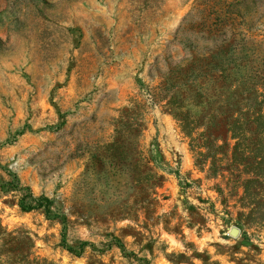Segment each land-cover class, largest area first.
I'll list each match as a JSON object with an SVG mask.
<instances>
[{
    "label": "rangeland",
    "instance_id": "obj_1",
    "mask_svg": "<svg viewBox=\"0 0 264 264\" xmlns=\"http://www.w3.org/2000/svg\"><path fill=\"white\" fill-rule=\"evenodd\" d=\"M229 45L235 71L198 80L201 103L197 86L167 82ZM263 64L264 0H0V264H264V102L244 136L215 140L211 174L173 116L205 122L220 100L243 110ZM115 141L133 155L117 164L129 185L141 157L163 177L121 220L108 215ZM26 194L48 198L51 215L22 210Z\"/></svg>",
    "mask_w": 264,
    "mask_h": 264
},
{
    "label": "trees",
    "instance_id": "obj_2",
    "mask_svg": "<svg viewBox=\"0 0 264 264\" xmlns=\"http://www.w3.org/2000/svg\"><path fill=\"white\" fill-rule=\"evenodd\" d=\"M217 50V48H216ZM227 51V49L225 50ZM228 52H230V55L225 56L224 58H221L217 61V59L214 58V56H207L204 55H198L196 57L191 56L190 59H186L183 61L182 64H178V66L175 68V73L177 75L173 76L174 80H170L167 82H170V84L174 87L181 88L182 86L189 83L190 87H195L196 92H194V96L198 98L195 102L197 104L201 103V99L204 98V90L201 88V86L198 84V80H201L205 78L206 75H209V78L215 79V82L220 80V78H225L229 74H226V70H232L234 64L236 63L235 55L238 53V49L236 46H228ZM253 56L256 55L257 52H252ZM264 65V64H263ZM250 73L247 74L246 78ZM214 82V80H212ZM263 87L258 86L254 88L253 90H244L240 91L241 96L240 99L244 101L243 110H240V108H232L229 109L227 107H224V104L222 103V100L218 102V104L215 106H212L210 110V118H208L205 122H199L195 120L194 118H190L191 116L188 115V112H183V107L175 106V111L173 112V116L177 121H179V126L183 130L184 133H197L196 136L193 138L195 141V145H198L196 147L203 148L205 151H199L197 152L198 157H200L202 160H198L197 164L204 169L203 166H206L208 164L207 171L209 174L215 172L219 167L216 166V161L218 160L216 158V154L213 153V151L220 149L222 145L217 144L215 140H218L219 138H222L223 135L227 141L228 132H231L234 134H239V136H244L243 134V127H246L249 123H252V117L253 113H256V116H261L262 110H256V106L264 102V81L262 83ZM235 89L233 92H231L233 95H239V90L236 89L237 87L234 86ZM202 89L203 92L200 90ZM244 95V98H243ZM246 95V96H245ZM250 95H252L254 104H250ZM200 99V100H199ZM126 111V110H125ZM261 111V112H260ZM255 116V115H254ZM191 119V120H190ZM198 126H201L202 130L200 132H197L196 129ZM123 130L121 128H117V136H120L123 134ZM216 133V136L213 134ZM192 137V136H191ZM213 137H216L215 139ZM118 140V137H117ZM214 140V143H213ZM129 142V141H128ZM122 143V141H121ZM225 142L224 144H226ZM125 145V147H124ZM123 146L118 142L115 141L114 144H112L111 149L113 151L111 152L110 156L111 158L118 159L117 162L110 164L115 169V172L119 169L122 171L121 173H118V175L121 176V180L116 181V187L114 188L116 192H112L118 202L116 200H110L109 202H115L117 203V206L113 207L110 210V214L112 217H117L118 220L124 219L125 216H128V212L130 211V207L134 202L136 203L139 201L144 208H148L150 203L155 201V189L157 186H159L162 183L163 177L161 175H158L157 173L153 172L150 166H148V162L145 161L142 157L138 160H136V172L135 175L137 177L133 181H131L130 185L128 184V180L126 179L124 171L126 169L123 168V165L119 166L117 164H120L121 162L127 163L126 161L130 162L133 160V155H131L130 146L129 143L124 144ZM132 158V159H131ZM100 157L96 154H93L91 157L92 165L94 164V161H99ZM207 163V164H206ZM94 173L89 172V175H92ZM115 174V173H113ZM135 184V185H134ZM119 185V186H118ZM133 187H137L139 191V197L136 199H133L131 202V199L129 197H125L126 193H130L133 189ZM127 190V192H126ZM126 192V193H124ZM50 200L44 196L34 197L32 194H26L20 196L18 199V205L22 210H31V209H37V208H45V213L50 216L52 213V210L49 206ZM98 207V206H97ZM55 217V216H53ZM81 220H86L84 217H81ZM87 222V221H86ZM0 231H2V226L0 225ZM29 239V237H28Z\"/></svg>",
    "mask_w": 264,
    "mask_h": 264
},
{
    "label": "water",
    "instance_id": "obj_3",
    "mask_svg": "<svg viewBox=\"0 0 264 264\" xmlns=\"http://www.w3.org/2000/svg\"><path fill=\"white\" fill-rule=\"evenodd\" d=\"M230 234H231L232 236H237V234H238V230L235 229V228H231V229H230Z\"/></svg>",
    "mask_w": 264,
    "mask_h": 264
}]
</instances>
